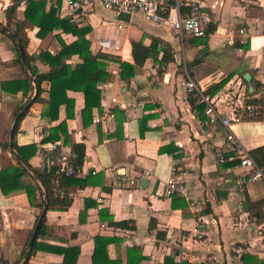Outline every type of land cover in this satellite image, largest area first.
Returning <instances> with one entry per match:
<instances>
[{
	"label": "crops",
	"instance_id": "crops-1",
	"mask_svg": "<svg viewBox=\"0 0 264 264\" xmlns=\"http://www.w3.org/2000/svg\"><path fill=\"white\" fill-rule=\"evenodd\" d=\"M27 1L20 0L16 20H24ZM56 1L48 0V8ZM197 1L211 15L210 25L215 28L207 35V42L202 41L203 37L179 35L139 12L132 14L129 23L119 21V13L103 8L98 0H91L73 19L67 16L63 0L61 17L71 18L80 28L91 27L87 38L93 53L112 57L106 61L111 77L99 86L101 108H94L85 120L84 95L74 91L68 95L76 103L75 117L68 119L62 106L57 120L48 118L50 83L44 82L42 101L33 102L14 135L19 146H39L30 162L43 172L54 162L51 156L46 158L44 151L58 153L59 158L63 152L73 154L75 144L86 146L85 162L77 176L88 184L69 189L73 199L70 207L46 212L47 230L39 241L49 249L38 251L28 264H65L61 250L69 247L80 250L76 264H94L97 236L117 238L108 247V258L121 264H128L131 248L141 251L144 260L140 264H244L245 254L256 258L246 260V264H264V219L246 209L247 198L252 202L264 199V180L249 181L237 189V182L248 179L250 171L241 166L229 142V134L234 135L249 154L264 147V119H255L259 113L254 105L255 115L250 117L245 110L244 119L232 121L227 128L220 119L213 120L206 114V106L204 110L199 108L205 104L186 87L191 77L230 119V92L245 94L248 101L261 98L264 0ZM13 4L14 0H0V28L7 27L11 16L7 10ZM37 32L32 24L26 29L31 56L41 52L55 55L61 50L56 37L61 31L45 39L38 38ZM8 34L0 30L2 141L11 133L18 109L37 93L36 87L28 94L22 90L12 92L15 86L11 82L25 76L15 63L14 43ZM61 36L67 44L77 40L72 34ZM154 39L160 41L158 61L152 57L143 66L135 65L131 43L143 41L150 46ZM165 48L172 54L167 64L160 62ZM66 59L73 66L81 63L77 55ZM122 63L135 66L132 77L123 78ZM31 66L41 73L50 70L38 58ZM225 80L226 84L213 92ZM192 97L197 98L195 107L190 102ZM98 116L104 117V122H95ZM64 121L70 143L64 144L62 138L42 144L51 128ZM18 161L11 149L0 147V171L17 166ZM173 168L188 187L189 196L165 195ZM39 214L25 190L8 195L0 190V264L26 263ZM123 221L134 222L136 229L111 224ZM68 262L73 264L74 256Z\"/></svg>",
	"mask_w": 264,
	"mask_h": 264
},
{
	"label": "trees",
	"instance_id": "trees-1",
	"mask_svg": "<svg viewBox=\"0 0 264 264\" xmlns=\"http://www.w3.org/2000/svg\"><path fill=\"white\" fill-rule=\"evenodd\" d=\"M63 0H57L54 4H51L48 8V0H28L25 10L24 20H16L15 14L20 5V0H14V4L8 8V13L11 15L8 19L7 27L10 28L17 36L18 41L23 45L27 61L29 63L30 71L33 80L36 82L38 88V94L34 99V102L42 101L41 95L43 93L42 85L44 82L50 83L49 100L46 102L49 106V110L46 116L52 120H57L59 117L60 109L62 106L66 107L67 118L73 119L75 117V100L69 97L68 92H81L85 98V109H84V120L87 116L92 115L94 108H101L102 91L99 86L110 79L111 74L107 70V60H111V56L104 53L94 54L91 49V41L87 38V35L91 32V27H79L72 21L71 18H62L60 14ZM29 24L34 25L38 28L37 37L45 39L48 35L55 31H61L62 34H72L77 37V40L71 44H67L61 33L57 34L56 37L61 43V50L53 55L50 52H41L37 57L31 56L27 52L29 44V38L26 33V29ZM0 26H3L0 24ZM215 30L214 26H211L207 30V35L213 33ZM202 38V41L207 42V37ZM14 43V53L16 54L15 63L21 67L24 78L13 80L11 84L15 86L12 89L14 94L19 91H24L25 94L34 91L35 87L32 83V79L26 71L19 44L17 39L13 35L8 34ZM160 41L154 39L150 46H146L143 41L131 43L132 55L135 61V65L143 66L145 62L154 57L155 61H158V55L161 48L158 46ZM73 55L79 56L81 63L73 66L67 62V57ZM40 59L43 63L47 64L50 70L47 73H41L37 68L31 66V62ZM172 59V54L168 48L164 49V55L160 60L161 63L167 64ZM123 67V78H130L135 73V66L129 63H122ZM227 80L222 82L215 88L213 92L218 91L226 84ZM6 84H3L5 87ZM11 91V90H10ZM31 101L28 99L27 102L18 109V114L24 109V107ZM190 102L193 107L196 106L197 98L192 97ZM248 104L256 105L257 113H259L255 119H264V94L260 99L247 100ZM205 105H199V108L204 110ZM25 115L17 121L15 134L18 132L21 121L27 115ZM245 119H249L245 117ZM10 134L9 133L5 140H0V147L10 150ZM64 139V144L70 143V135L68 132L67 122L64 121L58 126L51 128L48 137L42 140L43 143L57 142ZM15 151L22 158L24 164L18 161L17 166L6 168L0 171V190L2 194L8 195L17 190H25L32 207L38 208L40 214L38 220L43 212L45 201L47 199V211L57 208H68L72 205L73 199L70 196L69 189L85 187L88 184L87 180H82L76 175L65 176L58 175V166L56 162L58 160V153H51L48 151H42L48 159L51 156L54 162L48 167V173L45 175L43 171L37 170L31 164V159L39 152V146L37 144H31L27 146H19L14 141ZM162 152L165 150L162 149ZM251 157L264 171V147L254 149L250 153ZM86 157V146L84 144H75L73 153V164L77 171H81ZM33 172L38 180L31 175ZM264 207V199L260 201L252 202L249 198L246 199V209L252 214L256 212L259 219H264V213H261V209ZM262 214V215H261ZM261 219V220H262ZM37 220V222H38ZM113 226L127 228L135 230V223L132 221L123 222H112ZM47 230L46 216L44 217L42 226L39 230L37 239L34 242L33 249L29 252L26 263L28 264L30 258L38 251H44L49 249L47 245L39 241V238ZM117 238H109L104 236H97L95 238V251L92 257L94 264H121L120 262L110 261L108 258V247L111 243L116 242ZM27 249V248H26ZM26 249L23 254H25ZM65 255V264H69V257L74 256V263L80 255V250L77 247H69L61 250ZM129 261L128 264H140L144 257L138 248L129 249ZM255 257H250L245 254L242 257V261L246 264V260H255ZM2 264H9V262L1 261Z\"/></svg>",
	"mask_w": 264,
	"mask_h": 264
},
{
	"label": "built area",
	"instance_id": "built-area-1",
	"mask_svg": "<svg viewBox=\"0 0 264 264\" xmlns=\"http://www.w3.org/2000/svg\"><path fill=\"white\" fill-rule=\"evenodd\" d=\"M100 5L108 10H113L117 13L126 12L130 14L141 13L150 21L160 24L164 27L175 30L179 35L190 34L194 37H204L207 35V28L212 23V17L204 11L202 4L197 0H98ZM66 14L73 19L86 6L91 4V0H65ZM243 32V30L241 31ZM186 87L190 94H196L199 102L205 104L206 114L214 119H220L227 128L233 122H240L244 119V112L247 111L251 117L255 115L256 107L247 104V96L245 94L230 92L232 100V118L223 116L219 111L215 100L206 95L196 84L194 79L188 77ZM116 102V99H113ZM105 118L98 116L95 122H104ZM229 142L231 148L237 152L241 159V166L247 168L249 178H242L237 182V189L241 190L242 186L249 181L264 180V171L246 152L234 135L229 134ZM73 154L66 152L62 153L56 165L58 166L57 174L65 176H73L80 174L74 167ZM223 160V158H221ZM177 168H173V174L166 182L165 195L172 196L180 194L189 196V190L184 181L176 175Z\"/></svg>",
	"mask_w": 264,
	"mask_h": 264
},
{
	"label": "water",
	"instance_id": "water-1",
	"mask_svg": "<svg viewBox=\"0 0 264 264\" xmlns=\"http://www.w3.org/2000/svg\"><path fill=\"white\" fill-rule=\"evenodd\" d=\"M131 17H132V14L126 13V12H121V13L118 14L117 19L119 21H122V22H125V23H129L130 20H131ZM0 30H2L4 32L10 33L18 41V38H17L16 34L11 29H9L7 27H3V28H0ZM18 44H19V49H20V52H21V56H22V59H23V62H24L26 71L29 74L30 78L33 80V77H32L31 71H30V67H29V63H28L27 58H26V55H25L24 47H23V45L19 41H18ZM249 77H250L249 74H246L245 75V79L249 80ZM33 82H34V84L36 86V82L34 80H33ZM36 90H37V93H36V96H37V94H38V88H37V86H36ZM34 99H32L24 107V109L18 114V116L16 117V120H15V123H14V125L12 127L11 134H10V149L15 154L16 158L18 160H20L23 164H24V162H23L22 158L16 153L15 146H14V135H15L16 123H17L18 120H20L25 115V113L28 111V109L32 106V104L34 102ZM30 173H31V175L34 178H36L38 180V177H36V175L33 172L30 171ZM47 173H48V168L45 167L44 168V174L46 175ZM46 212H47V199L45 201V206H44L43 212H42V214H41V216H40V218L38 220L37 226H36V228H35V230L33 232L31 241L29 243L28 250L26 252V259H25V261L27 260V257L29 255V252L33 249L34 242L37 239V236H38L39 230H40V228L42 226V223H43L44 217L46 215Z\"/></svg>",
	"mask_w": 264,
	"mask_h": 264
}]
</instances>
